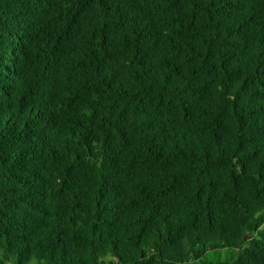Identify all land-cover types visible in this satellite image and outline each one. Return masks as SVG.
<instances>
[{"label": "trees", "instance_id": "obj_1", "mask_svg": "<svg viewBox=\"0 0 264 264\" xmlns=\"http://www.w3.org/2000/svg\"><path fill=\"white\" fill-rule=\"evenodd\" d=\"M0 264H264V0H0Z\"/></svg>", "mask_w": 264, "mask_h": 264}, {"label": "rangeland", "instance_id": "obj_2", "mask_svg": "<svg viewBox=\"0 0 264 264\" xmlns=\"http://www.w3.org/2000/svg\"><path fill=\"white\" fill-rule=\"evenodd\" d=\"M230 253H233L234 255L232 256V254L230 255ZM237 255H238L237 250H230V251L223 250V251H221V256L223 259H231L233 257H236Z\"/></svg>", "mask_w": 264, "mask_h": 264}, {"label": "water", "instance_id": "obj_3", "mask_svg": "<svg viewBox=\"0 0 264 264\" xmlns=\"http://www.w3.org/2000/svg\"><path fill=\"white\" fill-rule=\"evenodd\" d=\"M245 239H246V237H245Z\"/></svg>", "mask_w": 264, "mask_h": 264}]
</instances>
